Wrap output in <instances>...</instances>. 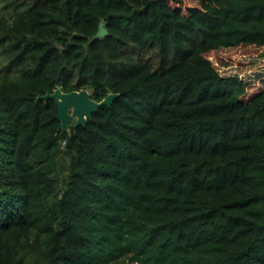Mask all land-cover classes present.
Masks as SVG:
<instances>
[{
    "label": "trees",
    "instance_id": "obj_1",
    "mask_svg": "<svg viewBox=\"0 0 264 264\" xmlns=\"http://www.w3.org/2000/svg\"><path fill=\"white\" fill-rule=\"evenodd\" d=\"M192 1L3 0L0 264H264V92L205 56L264 0ZM57 89L119 97L63 133Z\"/></svg>",
    "mask_w": 264,
    "mask_h": 264
},
{
    "label": "rangeland",
    "instance_id": "obj_2",
    "mask_svg": "<svg viewBox=\"0 0 264 264\" xmlns=\"http://www.w3.org/2000/svg\"><path fill=\"white\" fill-rule=\"evenodd\" d=\"M174 7L180 5L182 10L192 6V0H168ZM4 3L0 0V11ZM209 59L219 74L223 77H238L243 81L246 88L245 100L251 99L257 94L264 92V46H246L235 50H218L207 53ZM75 123V122H74ZM63 161V178L67 175L68 159Z\"/></svg>",
    "mask_w": 264,
    "mask_h": 264
},
{
    "label": "water",
    "instance_id": "obj_3",
    "mask_svg": "<svg viewBox=\"0 0 264 264\" xmlns=\"http://www.w3.org/2000/svg\"><path fill=\"white\" fill-rule=\"evenodd\" d=\"M107 34L108 31L104 23H101L97 38H103ZM118 97V94H110L98 102L91 98V93L87 89L70 93L63 92L62 89H57L43 98L45 100L52 99L56 102L58 106L57 119L60 122L59 131L69 133L72 125L74 129L80 126H86L99 108L104 106L110 107Z\"/></svg>",
    "mask_w": 264,
    "mask_h": 264
},
{
    "label": "built area",
    "instance_id": "obj_4",
    "mask_svg": "<svg viewBox=\"0 0 264 264\" xmlns=\"http://www.w3.org/2000/svg\"><path fill=\"white\" fill-rule=\"evenodd\" d=\"M65 145V142H63V146Z\"/></svg>",
    "mask_w": 264,
    "mask_h": 264
}]
</instances>
